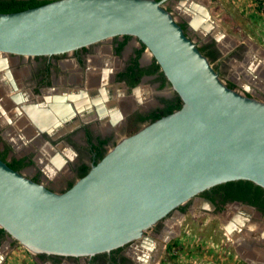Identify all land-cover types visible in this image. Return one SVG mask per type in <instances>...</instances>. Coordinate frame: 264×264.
Segmentation results:
<instances>
[{
	"label": "water",
	"instance_id": "1",
	"mask_svg": "<svg viewBox=\"0 0 264 264\" xmlns=\"http://www.w3.org/2000/svg\"><path fill=\"white\" fill-rule=\"evenodd\" d=\"M124 35L146 45L182 106L121 139L63 192L0 156V228L32 254L108 252L214 185L264 188V99L228 85L162 0H51L0 12V56L62 54Z\"/></svg>",
	"mask_w": 264,
	"mask_h": 264
},
{
	"label": "flooded vegetation",
	"instance_id": "2",
	"mask_svg": "<svg viewBox=\"0 0 264 264\" xmlns=\"http://www.w3.org/2000/svg\"><path fill=\"white\" fill-rule=\"evenodd\" d=\"M162 1L228 85L251 89L250 94L264 99V69L257 71L248 89L238 83L245 71L232 63L248 68L254 52L238 46L227 53L218 37L205 33L207 0H198L201 18L195 23L191 11L197 0ZM125 37L62 54L0 56V156L7 162L20 161L19 170L27 176L63 192L121 139L168 110L180 96L146 45L131 36L121 47ZM148 84L152 91L146 93L141 88ZM193 209L230 224L255 220V229L263 230L264 188L248 180L223 182L179 206L142 239L93 256L37 257L43 264H159L177 238L180 215ZM9 240L15 239L0 233V251ZM259 240L241 243L247 264H264V240Z\"/></svg>",
	"mask_w": 264,
	"mask_h": 264
},
{
	"label": "rangeland",
	"instance_id": "3",
	"mask_svg": "<svg viewBox=\"0 0 264 264\" xmlns=\"http://www.w3.org/2000/svg\"><path fill=\"white\" fill-rule=\"evenodd\" d=\"M228 1L229 0L215 1L219 2L218 5H216V8L213 10L214 17L217 19V22L215 23L217 24H211L210 29H204L205 33L207 32L212 35L220 33L222 36L226 33L231 37L235 36L239 38L240 35L246 34L244 31L242 34L241 32H237L236 26H229L227 23L228 17H225L223 7H226ZM252 1H250V3H252ZM241 2L242 1L239 0V3ZM254 4L256 5L255 2ZM236 5L237 4L233 3L232 6ZM255 5L250 4L249 9L254 11L259 16L258 18L264 20V15ZM224 41L227 44L233 43L228 39H225ZM261 45L264 46V42H262ZM237 47L238 46L231 48L224 47V49L227 53H229L233 52L232 50L236 49ZM260 55L264 59V47H262ZM248 60H250V58H248ZM238 64H241V62ZM141 89L145 92L147 90L148 92H151L152 84L144 85ZM214 217L215 215L198 209H193L191 213L185 216L180 215V221L177 226V238L174 239L177 240L179 244L178 246L170 249L169 244L173 241L170 242L168 244V251L164 254L163 260L159 264H247L243 260V254L245 253L240 248L241 243L243 242L245 244L254 241L257 242L260 241L259 238L264 240V228L263 230L261 227L250 230L252 225L251 223L259 226V223H257L255 220H248L246 222L243 221L242 223L240 221V223L230 224V222H226V219L224 218H216L213 220ZM7 242L8 243L1 251H24V254L27 256L29 255L30 261L31 257H33L35 260H33V262L37 264H43L38 259L37 255L32 254L22 244L16 242L15 240H9ZM254 252L257 253L260 251Z\"/></svg>",
	"mask_w": 264,
	"mask_h": 264
},
{
	"label": "crops",
	"instance_id": "4",
	"mask_svg": "<svg viewBox=\"0 0 264 264\" xmlns=\"http://www.w3.org/2000/svg\"><path fill=\"white\" fill-rule=\"evenodd\" d=\"M202 1L205 0H199L200 3ZM215 1L216 0H207L208 3V9L206 12L207 18L204 19L203 21H205V24H207V22L209 21V23L207 24L209 29L211 24L214 25L217 24L215 23L217 22V19L214 17L213 10L216 8V5H218L219 2H215ZM241 1L242 2L239 3V0H229L228 1L229 4L227 3L226 7L223 6L222 7L224 10L225 17H228L227 23L229 24V26H236L237 32L239 33L241 32L242 34V32L244 31L246 32V34L240 35V38L235 36L231 37L226 33L223 36L220 35V33L218 34L215 33L216 34L215 36L218 37L223 47L231 48L235 46H243L248 49H251L254 52V55L251 56L250 60L247 61L248 68L239 65L238 63H236L237 61L235 62L232 61L236 69L238 70L243 69V71H245L244 76L241 79H239L238 83L243 87L244 86L248 87L249 89V85H251V81L257 79V71L264 69V59L260 55L261 49L262 47H264L263 45H261V43L264 42V20L258 18L259 16L254 11L249 9L250 4L255 5L252 0L250 1H252L253 4L250 3L249 0H241ZM233 3L237 5L232 6ZM194 7L195 10H193L191 16L192 18L197 19V17L201 16L199 12V5H194ZM223 37L224 40L228 39L230 40V42L233 43L227 44L223 40ZM250 90L248 91L250 92ZM251 254H257V253L252 251ZM33 260H34L33 257H31V261H30L29 255L27 256L26 254H24V251H0V264H37L33 262ZM67 263L70 264L69 261H67Z\"/></svg>",
	"mask_w": 264,
	"mask_h": 264
},
{
	"label": "trees",
	"instance_id": "5",
	"mask_svg": "<svg viewBox=\"0 0 264 264\" xmlns=\"http://www.w3.org/2000/svg\"><path fill=\"white\" fill-rule=\"evenodd\" d=\"M51 0H0V12H15V11H20V10H24L27 8H31V7H35L44 3H47ZM130 35H126L125 40L122 42L121 47L127 42V40L130 38ZM139 53H141V50H139ZM160 65L158 64L157 67H159ZM182 106V100L181 98H179L174 104H172L170 106V108H168V110H166L165 112H162L160 114L157 115L156 119L172 113L173 111L181 108ZM2 158L5 160V156ZM20 161L15 160L14 162H8L9 165L11 167H13L14 169L19 170L20 169V165H19ZM6 232L3 228H0V233H4ZM173 241V242H172ZM169 245L170 249L178 246V241L177 240H172Z\"/></svg>",
	"mask_w": 264,
	"mask_h": 264
},
{
	"label": "built area",
	"instance_id": "6",
	"mask_svg": "<svg viewBox=\"0 0 264 264\" xmlns=\"http://www.w3.org/2000/svg\"><path fill=\"white\" fill-rule=\"evenodd\" d=\"M258 10L264 15V0H253Z\"/></svg>",
	"mask_w": 264,
	"mask_h": 264
},
{
	"label": "bare ground",
	"instance_id": "7",
	"mask_svg": "<svg viewBox=\"0 0 264 264\" xmlns=\"http://www.w3.org/2000/svg\"><path fill=\"white\" fill-rule=\"evenodd\" d=\"M200 14H201V13H200ZM203 17H204V16H203ZM199 18H201V16H200V17H197V19H199ZM206 18H207V17H206ZM197 19H196L195 21H199V20H197ZM199 22H200V21H199ZM204 22H205V21H204ZM194 23H195V22H194ZM196 23H197V22H196ZM208 23H209V21L207 22V24H208ZM207 24H206V25H207ZM206 25H205V26L203 25V26L206 28V27H208V26H206ZM251 224H252V225H251V227H250V230H253V229L257 228V225H256V224H253V223H251Z\"/></svg>",
	"mask_w": 264,
	"mask_h": 264
}]
</instances>
